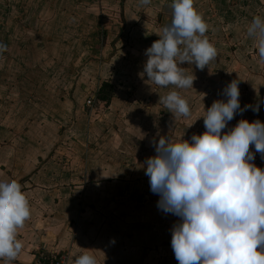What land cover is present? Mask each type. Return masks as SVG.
<instances>
[{
  "label": "crops",
  "instance_id": "1",
  "mask_svg": "<svg viewBox=\"0 0 264 264\" xmlns=\"http://www.w3.org/2000/svg\"><path fill=\"white\" fill-rule=\"evenodd\" d=\"M114 5L116 17H108ZM170 5L171 0H0V44L6 46L0 51V180H16L30 210L17 229L20 252L12 261L0 258V264H32L41 251L64 254L71 264L84 248L97 264H178L170 244L178 218L158 208L142 163L154 155L152 142L159 136L175 141L202 133L204 109L224 99L222 89L232 79L239 81L241 108L264 97V63L246 32L254 15L264 17V0H193L217 53L202 70L180 65L195 75L193 88L158 86L143 74L144 50L170 22ZM104 82L114 86L112 99L120 103L112 127L85 116L87 98L94 101ZM172 90L187 101L188 116L160 103ZM55 92L62 102L49 112L44 101ZM134 106L143 111L134 112ZM68 114L72 119L62 127ZM150 116L141 139L133 121ZM241 118L264 123V105L234 115L228 127ZM119 123L129 124V133L120 132ZM133 144L146 153L133 152Z\"/></svg>",
  "mask_w": 264,
  "mask_h": 264
},
{
  "label": "clouds",
  "instance_id": "2",
  "mask_svg": "<svg viewBox=\"0 0 264 264\" xmlns=\"http://www.w3.org/2000/svg\"><path fill=\"white\" fill-rule=\"evenodd\" d=\"M170 7V22L144 50L143 74L158 86L193 88L195 75H186L180 65L202 70L216 57V49L204 35L208 26L193 0H171ZM246 32L264 63V17L254 15ZM5 48L0 44V51ZM238 83L232 79L222 89L224 99L204 109L202 133L175 141L159 136L152 142L154 155L142 163L150 191L158 195V208L178 218L170 240L178 264H264V168L252 162L249 147L264 159V123L241 118L228 127L245 109L259 111L264 97L241 108ZM159 101L176 116L190 114L187 101L175 90ZM29 215L21 185L14 179L0 180V258L17 257L22 248L17 229ZM110 242L115 243L114 238ZM84 249L71 264H97Z\"/></svg>",
  "mask_w": 264,
  "mask_h": 264
},
{
  "label": "rangeland",
  "instance_id": "3",
  "mask_svg": "<svg viewBox=\"0 0 264 264\" xmlns=\"http://www.w3.org/2000/svg\"><path fill=\"white\" fill-rule=\"evenodd\" d=\"M118 6L119 5H114V6H110L109 7L110 9L107 10L108 17H111V18L116 17V13L118 12ZM96 89L97 88H95V90ZM114 91H115V88H114L113 85H110L107 82L102 83L101 87L96 90V98L93 101L92 106L91 107H86V109H85V112H86L85 116H86V118L88 120L92 119V121H93V123L95 125H96L97 122H100V123L106 122L109 127H112V126H114L116 124L117 119H115L116 116L114 114H112V112H113V108L114 107H118V105L120 103H119V100L112 99L113 96H114ZM55 94H56V92L54 94H51L50 98L47 101H44V102H46V108L48 109L49 112L53 111V109L51 108L52 106L53 107L55 105L58 106L59 103L62 102V100H59V99H57L55 97ZM66 102L67 103L69 102V105H71L70 101H66ZM63 103H65V101ZM64 106H65L64 109H66L68 105L64 104ZM134 107H135L134 108V112L136 111V109L139 110V112H141V110L143 111V109L140 110V109L136 108V106H134ZM106 108H107V110H106ZM142 108H144V106H142ZM105 110L107 112H105ZM68 112H70V108H69ZM90 112H92V114ZM94 115H96V116H94ZM131 116L133 118H135V116H133V115H131ZM66 118H67V121L66 122H62V127H68L67 125L70 123V120L72 119L70 114H68L66 116ZM150 118H151V116L149 118H147V121L144 120V122L142 121V119L138 120V121H140L142 123H138V121L137 122L133 121V126L132 127L133 128L134 127H138V128H136V129H138V132H136V133L139 134V137H141V139L145 138L144 135L147 133L145 131H149L147 127H142V125L145 122H147L149 124L150 123ZM126 119H128L127 120L128 123L131 121L130 116L128 118H126ZM131 124H132V121H131ZM127 125H129V124H127ZM127 125L121 126V124H120V126H121V127H119L120 132L123 130V133H129L130 127L127 126ZM114 128H116V127H114ZM130 131H133V130L131 129ZM134 142L139 144V140H137L136 138L133 141V143ZM133 146L136 148V149L135 148L133 149V152L136 151L137 153H139V156L143 155V153L140 150H142L144 153H146V150L142 149L143 146H138V145L135 146V144H133ZM120 150H122V153H123L124 149L120 148ZM252 162L255 163L257 167L264 168V159H261V156H260L259 153L258 154L255 153L254 159H253Z\"/></svg>",
  "mask_w": 264,
  "mask_h": 264
},
{
  "label": "built area",
  "instance_id": "4",
  "mask_svg": "<svg viewBox=\"0 0 264 264\" xmlns=\"http://www.w3.org/2000/svg\"><path fill=\"white\" fill-rule=\"evenodd\" d=\"M88 106L93 104V96H89L86 100ZM35 260L32 264H68L67 257L61 253L54 252H36Z\"/></svg>",
  "mask_w": 264,
  "mask_h": 264
}]
</instances>
